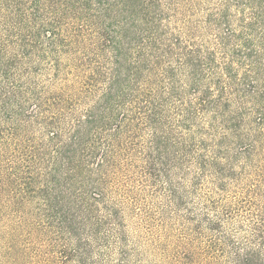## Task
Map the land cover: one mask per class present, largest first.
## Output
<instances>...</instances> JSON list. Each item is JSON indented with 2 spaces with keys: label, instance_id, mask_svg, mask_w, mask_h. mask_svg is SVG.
I'll return each mask as SVG.
<instances>
[{
  "label": "trees",
  "instance_id": "1",
  "mask_svg": "<svg viewBox=\"0 0 264 264\" xmlns=\"http://www.w3.org/2000/svg\"><path fill=\"white\" fill-rule=\"evenodd\" d=\"M0 264H264V0H0Z\"/></svg>",
  "mask_w": 264,
  "mask_h": 264
}]
</instances>
